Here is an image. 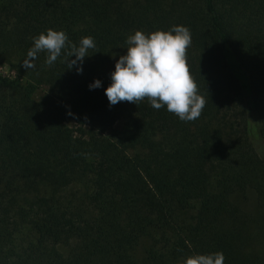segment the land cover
I'll use <instances>...</instances> for the list:
<instances>
[{
	"label": "trees",
	"instance_id": "trees-1",
	"mask_svg": "<svg viewBox=\"0 0 264 264\" xmlns=\"http://www.w3.org/2000/svg\"><path fill=\"white\" fill-rule=\"evenodd\" d=\"M173 25L191 32L199 119L147 99L110 105L127 37ZM48 28L77 46L94 38L82 72L63 54L46 65V52L22 66ZM2 64L15 76L0 75V264H182L215 251L264 264V0H0Z\"/></svg>",
	"mask_w": 264,
	"mask_h": 264
},
{
	"label": "clouds",
	"instance_id": "clouds-1",
	"mask_svg": "<svg viewBox=\"0 0 264 264\" xmlns=\"http://www.w3.org/2000/svg\"><path fill=\"white\" fill-rule=\"evenodd\" d=\"M32 40L22 64L25 69L35 68L38 54L46 52V65L51 66L63 54L67 68L75 65L79 73L89 50L96 48L91 36L82 37L77 46L63 30L52 28L40 32ZM125 43L127 52L115 61L111 83L104 89L109 104L130 102L138 105L147 99L152 108L159 110L166 106L167 111L181 121L199 119L207 100L200 94L187 63V49L192 43L190 29L173 25L168 30L156 29L149 33L135 30ZM66 48L68 51L64 52ZM73 55L75 59H70ZM100 86L98 79L89 85L90 89ZM224 260L222 251L193 253L184 257L182 264H224Z\"/></svg>",
	"mask_w": 264,
	"mask_h": 264
},
{
	"label": "rangeland",
	"instance_id": "rangeland-1",
	"mask_svg": "<svg viewBox=\"0 0 264 264\" xmlns=\"http://www.w3.org/2000/svg\"><path fill=\"white\" fill-rule=\"evenodd\" d=\"M0 75L4 76V77H14L15 76V72L14 70H10L8 65L6 64H2L0 65ZM257 150L259 151L260 155L262 157H264V142L260 139H256L254 142Z\"/></svg>",
	"mask_w": 264,
	"mask_h": 264
}]
</instances>
